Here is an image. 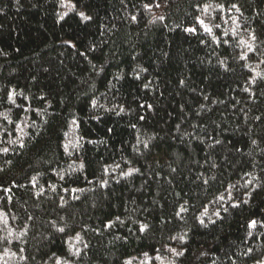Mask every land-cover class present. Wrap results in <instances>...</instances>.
I'll list each match as a JSON object with an SVG mask.
<instances>
[{"label": "trees", "instance_id": "16d2710c", "mask_svg": "<svg viewBox=\"0 0 264 264\" xmlns=\"http://www.w3.org/2000/svg\"><path fill=\"white\" fill-rule=\"evenodd\" d=\"M5 249L264 262V0H0Z\"/></svg>", "mask_w": 264, "mask_h": 264}, {"label": "snow or ice", "instance_id": "6c2138e0", "mask_svg": "<svg viewBox=\"0 0 264 264\" xmlns=\"http://www.w3.org/2000/svg\"><path fill=\"white\" fill-rule=\"evenodd\" d=\"M156 6L159 7L158 4H157ZM73 7H74V6H73ZM144 7H145L146 9H150L151 6L148 5V4H145ZM232 7H233V8H236L237 6H236L235 4H233ZM238 10H239V9H237V11H238ZM66 14H67V13H65V15H66ZM79 16H80L82 19H84V20H89V19H90V17L86 16L83 12H80V13H79ZM61 18L63 19V17H61ZM132 19L135 20L136 17L133 16ZM160 19H163V17H160ZM200 23L203 24V21H200ZM205 30H206L207 32H209V33L211 32V29L208 28L207 26H205ZM187 31L195 32L196 29H195V28H191V29H187ZM253 39H255V37H253ZM242 43H243V41H242ZM249 49L251 50V45H249ZM13 96H14L13 93H9V95H8V99H9V101H10L11 103L14 104V103H15V100L13 99ZM13 143H15V141H13ZM21 146H23V145H21ZM2 151L6 153V152L8 151V149H7V148H4ZM205 182H206V181H205ZM228 198L231 199V193H230V192H229V196H228ZM219 200L223 201V200H224V196L221 195V196L219 197ZM244 202L246 203L247 201H244ZM232 207H239V204H235V203H234V204H232ZM225 210H226V209H225ZM180 211H181V212H184V211H186V209H184L183 207H181ZM206 213H207V208H205V212H204V214H206ZM215 214H216L217 216H219V213H218V212L215 213ZM177 215H179V213H177ZM213 222H214V221H213ZM200 223L203 224L204 221L201 219V220H200ZM256 223H257V222H256L255 220H252V221L250 222L249 226L254 228V227L256 226ZM145 228H146V225H141V227H140V231L143 232V231L145 230ZM59 231L63 232L64 229H63V228H60ZM77 239H79V236H77ZM85 247H86V245H85ZM157 251H159V250H157ZM170 251L175 252V249H171ZM248 251L251 252L252 250L249 249ZM78 254H79V250H77L76 252L73 253V255H78ZM176 254H177V255H182L183 253H176ZM7 255H8V250L5 249L4 256H0V260H4V257L7 256ZM13 255H14V254H13ZM143 255H144V257H145V261H142L141 264H146V261H147V259H148V255H149V254H148L147 252H145ZM156 259H161V257L157 256ZM5 264H7L6 261H5ZM56 264H61V261H60L59 259H57ZM64 264H67V261H65ZM125 264H133V261H132L131 259H130V260H127V261H125ZM258 264H264V262H259V261H258Z\"/></svg>", "mask_w": 264, "mask_h": 264}, {"label": "rangeland", "instance_id": "374dc122", "mask_svg": "<svg viewBox=\"0 0 264 264\" xmlns=\"http://www.w3.org/2000/svg\"><path fill=\"white\" fill-rule=\"evenodd\" d=\"M63 13L66 12V8H65V3H64V6H63V10H62Z\"/></svg>", "mask_w": 264, "mask_h": 264}]
</instances>
